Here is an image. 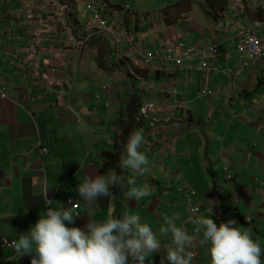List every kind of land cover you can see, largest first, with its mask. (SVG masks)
I'll use <instances>...</instances> for the list:
<instances>
[{
	"label": "crops",
	"instance_id": "obj_1",
	"mask_svg": "<svg viewBox=\"0 0 264 264\" xmlns=\"http://www.w3.org/2000/svg\"><path fill=\"white\" fill-rule=\"evenodd\" d=\"M179 1L0 0V264H30L29 255L15 254L3 239L26 232L48 200L60 206L68 197L79 201L72 226L81 228L89 218L126 209L157 231L167 215L193 236V263L209 264L201 232L185 222L184 182L196 189L193 203L203 214L211 207L223 221L234 219L264 246V186H258L264 176V64L247 65L237 78L227 72L243 63L235 48L240 27L264 19L263 0H228L225 7L218 0H190L189 7H174ZM88 2L99 6L108 29L86 26ZM261 33L264 38V25ZM178 38L197 48L193 62L143 63L144 54H161L163 41ZM215 43L221 54L208 60L220 70L206 75L200 50ZM204 85L214 90L210 98L196 95ZM136 97L155 103L158 130L137 122ZM133 128L142 129L138 150L150 162L134 179L149 195L135 200L117 186L111 196L84 201L77 184L112 170L119 174L123 141ZM40 146L48 153L40 156ZM227 164L234 182L225 176ZM175 185L176 196L165 206V186ZM160 240L151 264H160L169 234Z\"/></svg>",
	"mask_w": 264,
	"mask_h": 264
},
{
	"label": "clouds",
	"instance_id": "obj_2",
	"mask_svg": "<svg viewBox=\"0 0 264 264\" xmlns=\"http://www.w3.org/2000/svg\"><path fill=\"white\" fill-rule=\"evenodd\" d=\"M89 3L94 4L98 8L101 17L105 19L99 6L94 2H88L87 5ZM87 5L86 9L90 12V16L87 17L86 26L92 28L94 25H98L101 29H108L107 19H105V26L102 27L97 21L93 20V15ZM262 6H264V0ZM263 25L264 19L255 18L240 27L235 48L243 63L234 65V67L231 66L227 71L234 78L243 73L247 65L252 63L264 64V38L261 33ZM248 33H254L260 38L263 53L257 59H247L237 49L240 39ZM89 38L90 36L86 35L80 39L79 45L81 48L85 46ZM166 43L169 42H162L163 51L160 52L161 54L150 51L153 53V57L149 63L144 62V57L150 52L144 54L143 63L149 65L156 58H159L160 61L172 60L177 66H182L185 61L193 62L194 54L197 51L195 46L185 45L183 42L184 47L194 48L193 56L191 59L183 60L181 64H177L172 58H167L165 54ZM212 46H215L214 55L210 53ZM202 50H200L199 69L206 75H210L215 70L219 71L217 62L208 60L209 55L213 57L220 56L221 51L218 52V45L215 43L206 50ZM204 55L207 66L203 68ZM213 65H216L217 68H209ZM132 69L133 74L138 78L137 70ZM238 69H241V71L238 72ZM203 89L211 90V93L200 95L198 92ZM213 91L210 86L204 85L197 90L196 95L198 98L206 99L214 94ZM3 98L8 97L6 95ZM176 102L182 105L185 104V101ZM143 107L147 108L146 113L143 112ZM154 108V102H141L135 115L138 123L146 121L150 129L158 130L161 126L159 123L162 120L153 114L156 113L153 111ZM143 139L142 129L133 128L123 141L122 152L118 158L117 167L121 172L118 174L115 170H112L107 176L101 174L86 177L81 183L77 184L79 197L84 201H92L98 196H111L113 193L110 191V186L113 185L119 188L127 187V196L135 198V200L148 196L149 189L147 185L137 184L134 179L135 174L146 170L145 166L150 163L145 153L138 150L143 143ZM44 154H40V156ZM230 169L228 164L225 165V176L228 180L234 182L235 175ZM125 173L131 175H125ZM42 185L47 192L46 177ZM187 185L190 194H196V189L189 183ZM258 186H264V176L262 179H258ZM179 192L186 194L184 187H180ZM190 194L186 197L189 209L186 213L185 222L193 224V232H201L199 242L204 246V250L209 257V264H264V246L261 245L258 239L253 238L249 230L236 226L237 223L234 219L229 218L223 221L221 215L211 213V207L207 210L206 215L203 214V211L206 212V210L201 205L193 203ZM46 205L49 206L39 213L34 224H31L26 232L20 233L13 240L4 238L11 244L3 243L4 239L2 241L4 245L13 247L15 254L19 256L29 255L30 264H146V259L148 264H151L152 254L161 248L160 236L165 234H169L170 244L164 246L165 254L161 256L160 264H165L166 261L167 264H194L193 259L198 255L197 249L192 248L193 236L182 225L178 226L167 215L163 217V222L157 231H154L147 223L142 222L137 214L126 211L119 214H116L115 211L110 212L100 220L89 218L88 222L81 228L72 226L75 216H78L74 211L76 208L72 207L73 204L63 203L60 206H55L52 205V200H48ZM245 218L249 223L253 220L252 215ZM216 221L219 222V225L215 223ZM261 258H263V262Z\"/></svg>",
	"mask_w": 264,
	"mask_h": 264
},
{
	"label": "built area",
	"instance_id": "obj_3",
	"mask_svg": "<svg viewBox=\"0 0 264 264\" xmlns=\"http://www.w3.org/2000/svg\"><path fill=\"white\" fill-rule=\"evenodd\" d=\"M89 10L91 11L93 15V20L97 21L102 27L105 26L106 20L103 19L100 15V12L98 8L92 4L89 3L87 5ZM260 38L257 37L254 33H248L244 37L240 39L237 45V49L239 52L243 53L247 59H257L260 57V55L263 53V47L261 46ZM4 47L3 45L0 44V50H3ZM211 53L214 55L215 52V46H212L211 48ZM193 47H184L183 42L179 39H177L174 42H169L166 43L165 47V54L167 55V58H172L175 60L177 64H181L183 60H188L191 59L193 56ZM153 57V53H148L144 57V62L149 63L151 58ZM205 55L203 56V61H202V67L204 68L207 66V62L204 59ZM209 68H214L216 69V65H213L212 67ZM241 69H238V72H240ZM200 95H205L207 93H211V90L208 89H203L198 92ZM2 97H6V94L2 92ZM143 112L146 113L147 108L143 107L142 108ZM48 152L47 147H41L40 148V154H44ZM67 202L72 205L73 208H76L78 206V200L77 199H72L71 197L67 198ZM3 243H10L7 240L4 239Z\"/></svg>",
	"mask_w": 264,
	"mask_h": 264
},
{
	"label": "trees",
	"instance_id": "obj_4",
	"mask_svg": "<svg viewBox=\"0 0 264 264\" xmlns=\"http://www.w3.org/2000/svg\"><path fill=\"white\" fill-rule=\"evenodd\" d=\"M212 1H214V0H205V4L206 5H211ZM218 1L221 2V7L224 6L227 3V0H218ZM190 2H191L190 0H181L179 2H176L173 6L176 7V8L182 7V6L183 7H189ZM167 8H169V6L164 8V9H162L163 14H166L168 12ZM133 104H134V107H135L134 111L136 112L137 111L136 108H138V105H139V100H138L137 97L135 99H133ZM134 117L135 116H133V114H130V118H134ZM116 187L117 186H115V185L112 186V189H111L112 193H114L116 191Z\"/></svg>",
	"mask_w": 264,
	"mask_h": 264
},
{
	"label": "rangeland",
	"instance_id": "obj_5",
	"mask_svg": "<svg viewBox=\"0 0 264 264\" xmlns=\"http://www.w3.org/2000/svg\"><path fill=\"white\" fill-rule=\"evenodd\" d=\"M258 90H260V89H258ZM207 98H210V96L209 97H207ZM206 98V99H207ZM146 167H148V165L146 166ZM184 187L185 188V190H186V197H187V195H189L190 194V192H189V188H188V185L187 184H185V182L184 183H181L180 185H179V187ZM166 187V197H165V199H164V202H163V204L165 205V206H167V203H168V201L170 202V199H174L175 198V196H176V192H177V186L175 185V187H176V189H171L169 186H165ZM190 197H194L192 194H190ZM186 199V198H185ZM124 200V199H123ZM124 206H125V204H123ZM198 205H200V204H198ZM124 211H126V209L124 210ZM127 212V211H126ZM168 213H169V211H168ZM165 215H161V220H163V217H164ZM243 226L244 227H246V226H248V225H246V224H243ZM253 230V229H252ZM254 231V230H253Z\"/></svg>",
	"mask_w": 264,
	"mask_h": 264
}]
</instances>
